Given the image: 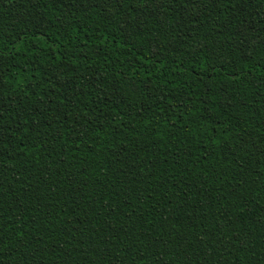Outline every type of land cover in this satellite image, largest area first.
<instances>
[{
  "label": "trees",
  "instance_id": "trees-1",
  "mask_svg": "<svg viewBox=\"0 0 264 264\" xmlns=\"http://www.w3.org/2000/svg\"><path fill=\"white\" fill-rule=\"evenodd\" d=\"M0 264H264V0H0Z\"/></svg>",
  "mask_w": 264,
  "mask_h": 264
}]
</instances>
